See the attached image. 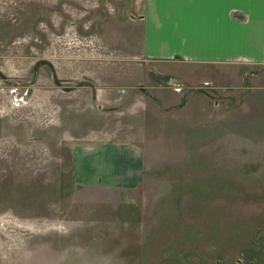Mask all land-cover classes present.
<instances>
[{"label": "rangeland", "instance_id": "1", "mask_svg": "<svg viewBox=\"0 0 264 264\" xmlns=\"http://www.w3.org/2000/svg\"><path fill=\"white\" fill-rule=\"evenodd\" d=\"M141 0H0V264H264V67L154 64ZM136 145V188L78 146Z\"/></svg>", "mask_w": 264, "mask_h": 264}, {"label": "crops", "instance_id": "2", "mask_svg": "<svg viewBox=\"0 0 264 264\" xmlns=\"http://www.w3.org/2000/svg\"><path fill=\"white\" fill-rule=\"evenodd\" d=\"M144 58L154 64L264 67V0H141ZM78 146L74 168L81 182L136 188L144 155L117 142Z\"/></svg>", "mask_w": 264, "mask_h": 264}]
</instances>
